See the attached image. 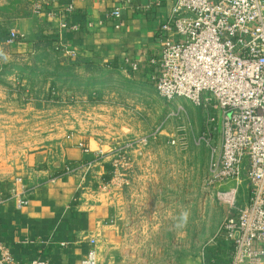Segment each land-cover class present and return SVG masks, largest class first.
Masks as SVG:
<instances>
[{
    "label": "crops",
    "instance_id": "obj_1",
    "mask_svg": "<svg viewBox=\"0 0 264 264\" xmlns=\"http://www.w3.org/2000/svg\"><path fill=\"white\" fill-rule=\"evenodd\" d=\"M31 1L34 5L29 12L12 24L22 40L0 43L1 87L12 77L20 83L38 79L44 85L50 83L44 86L42 108L80 105L81 91L89 95L86 102L107 104L99 99L118 83L117 90L128 94H145L155 88L149 80L157 71L152 61L160 57V31L175 0ZM35 4L40 5L38 9ZM117 7H122L121 18L113 15ZM61 24H66L63 31ZM46 35L54 40H45ZM62 43L75 54L63 51ZM127 59L138 62L139 70L133 71ZM18 88L17 92H24ZM6 90L12 93L11 86ZM122 118L114 121L122 128L130 126L128 117ZM115 122L109 119L105 123L109 128L101 129L97 121L83 124L76 116L71 131L18 154L12 166L0 171V198H4L0 203V260L7 250L16 264H31L36 259L47 264H82L96 248L98 264H150L142 258L140 245L130 239L138 243L148 232L140 230L138 223L180 219L189 209L186 192L177 201L172 191L180 190L173 180L181 167L187 169L190 152L137 151L135 192L116 186L114 150L123 138L114 131ZM166 136L160 135L158 141H169ZM68 167L75 171L67 172ZM22 192L29 197L27 205H21L14 195ZM172 205H180L179 213ZM219 245L222 255L229 253L230 258L232 247L226 242ZM184 264L210 263L203 257L201 262Z\"/></svg>",
    "mask_w": 264,
    "mask_h": 264
},
{
    "label": "built area",
    "instance_id": "obj_2",
    "mask_svg": "<svg viewBox=\"0 0 264 264\" xmlns=\"http://www.w3.org/2000/svg\"><path fill=\"white\" fill-rule=\"evenodd\" d=\"M39 6L35 4L36 9ZM113 15L121 18L122 7ZM20 36L12 30L7 43ZM159 39L160 57L152 61L157 71L149 80L162 98H183L203 111L198 143L205 142L210 149L213 182L231 186L220 194L229 209L217 232L218 241L232 247L227 264H264V0H175ZM60 47L75 54L65 43ZM125 63L133 71L140 68L138 62ZM164 130L165 122L141 137L142 143L147 145ZM179 130L183 136L170 135L169 143L185 148L187 126ZM114 152L123 156L117 154V147ZM113 164L118 167L117 161ZM244 182L249 199L240 206L238 194ZM14 195L21 205L29 203L26 192ZM0 264L16 262L4 250ZM31 264L47 261L36 259ZM82 264H98V250L92 248Z\"/></svg>",
    "mask_w": 264,
    "mask_h": 264
},
{
    "label": "rangeland",
    "instance_id": "obj_3",
    "mask_svg": "<svg viewBox=\"0 0 264 264\" xmlns=\"http://www.w3.org/2000/svg\"><path fill=\"white\" fill-rule=\"evenodd\" d=\"M33 5L34 1L31 0H0V24L12 31V24L24 17ZM6 82L8 85L5 84ZM19 85L24 92L16 91ZM115 85L112 87L114 89H108L104 97L99 99V102L105 99L108 105L86 102L89 101V95L81 91L80 105L74 107L68 101L70 105L48 104L46 108H42L40 101L46 93H44V86L50 87V83L44 85L40 79L34 83L28 80L20 83L15 77L4 81L2 87L0 84V171L12 166L14 157L18 154L38 149L57 135L71 131V122L76 116L83 124L91 125L97 121L101 129H107L109 127L105 123L109 122V119L115 122L114 120L118 117L121 121L124 115L128 117L130 126L125 124L122 128L121 124L114 123V131H118L117 136L123 138L115 146L117 154L123 156H115L113 159L118 163V167H114L116 186H125L135 192L137 183L134 172L138 165L135 155L137 151L177 149L190 152L187 169L184 166L181 167L177 171L178 176L173 180L180 190L172 191V194H175L178 201L181 198L178 196L186 192L189 204L191 203L187 212L191 216H188L186 223H182L178 217L170 221L140 222L138 228L148 232L137 239L138 243L134 238L130 239V242L140 245L142 258L150 264H184L188 261L198 263L203 257L204 260L208 259L209 263L213 264V259H209V256H214L219 250L218 247H221L217 232L229 209L220 194L228 192L231 186H219L213 182L209 171L210 149L205 142L198 143V137L203 130V111L183 98L179 101H168L162 98L155 88L145 94H128L117 90L119 83ZM10 86L12 93L5 91ZM163 122H165V130L161 135L164 137L165 135L166 137L183 136L179 129L186 125L188 146L184 148L180 144L171 145L164 139L158 141L159 137L144 145L141 137L150 135ZM130 128L132 131L128 133ZM124 133L132 136L126 137ZM128 143L131 145L125 147ZM185 174L186 177H184ZM182 197L183 200L184 196ZM248 199L249 188L244 182L238 194V202L243 204ZM170 201L173 203L174 198ZM170 208L175 209L177 213L181 209L180 205L176 207L172 205ZM229 256L224 253L219 257L214 256V260L218 263L217 259H222L219 263L227 264L230 261Z\"/></svg>",
    "mask_w": 264,
    "mask_h": 264
},
{
    "label": "trees",
    "instance_id": "obj_4",
    "mask_svg": "<svg viewBox=\"0 0 264 264\" xmlns=\"http://www.w3.org/2000/svg\"><path fill=\"white\" fill-rule=\"evenodd\" d=\"M45 37V36H44ZM11 38V31H9V30H7V29H5L4 27H1L0 26V43H4V42H7L9 39ZM22 38L23 37H19L18 39H17V41L16 42H18V41H20V40H22ZM45 40H48V41H50V42H52L53 40H54V38L53 37H51V36H47L46 35V37L44 38ZM219 248V250H217V253H215V257H219V256H222V249H221V247H218ZM229 254V253H228ZM214 256L212 255V256H209V259H213L214 260ZM211 257V258H210ZM218 261V263L220 262H222L221 260L222 259H217Z\"/></svg>",
    "mask_w": 264,
    "mask_h": 264
},
{
    "label": "clouds",
    "instance_id": "obj_5",
    "mask_svg": "<svg viewBox=\"0 0 264 264\" xmlns=\"http://www.w3.org/2000/svg\"><path fill=\"white\" fill-rule=\"evenodd\" d=\"M189 213L187 211L181 213L180 220L182 223H186L188 220Z\"/></svg>",
    "mask_w": 264,
    "mask_h": 264
}]
</instances>
